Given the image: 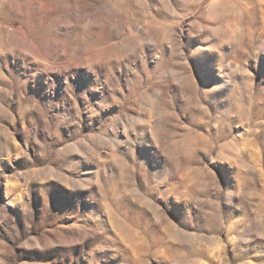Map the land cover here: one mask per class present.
Masks as SVG:
<instances>
[{
	"label": "rangeland",
	"instance_id": "obj_1",
	"mask_svg": "<svg viewBox=\"0 0 264 264\" xmlns=\"http://www.w3.org/2000/svg\"><path fill=\"white\" fill-rule=\"evenodd\" d=\"M0 264H264V0H0Z\"/></svg>",
	"mask_w": 264,
	"mask_h": 264
}]
</instances>
